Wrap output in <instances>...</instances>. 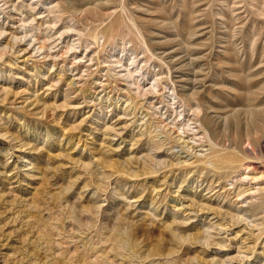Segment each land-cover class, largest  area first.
<instances>
[{"label": "rangeland", "instance_id": "obj_1", "mask_svg": "<svg viewBox=\"0 0 264 264\" xmlns=\"http://www.w3.org/2000/svg\"><path fill=\"white\" fill-rule=\"evenodd\" d=\"M0 264H264V0H0Z\"/></svg>", "mask_w": 264, "mask_h": 264}, {"label": "bare ground", "instance_id": "obj_2", "mask_svg": "<svg viewBox=\"0 0 264 264\" xmlns=\"http://www.w3.org/2000/svg\"><path fill=\"white\" fill-rule=\"evenodd\" d=\"M36 8V7H35ZM32 9H34V8H32ZM46 9H49V7H46ZM134 61H132L131 60V62L128 64V65H132V63H133ZM135 63V62H134ZM121 67H122V65H120ZM138 70V69H137ZM137 70H136V68H133V67H131V68H128L127 66L126 67H123V69H121V70H119L120 72H116V74L117 75H120V76H123V77H125V78H133L134 79V75L137 77L139 74H140V72H137ZM121 72H123V73H121ZM137 79V78H136ZM132 83H134V82H132ZM156 83H157V78H154V79H152V81H150V86H149V88H151V89H154V87L156 86ZM139 87V86H138ZM137 87V88H138ZM139 89V88H138ZM171 95V97H172V100L174 101L178 96H176V94L174 93V91H172V93L170 94ZM178 100V99H177ZM176 102V101H175ZM184 106V105H183ZM191 107L192 106H190L189 108L191 109ZM200 108L198 107V110H199ZM191 111H193V113H196V112H198V111H196L195 109H191ZM251 111V110H250ZM186 112V111H185ZM190 112V111H189ZM179 113V116L178 117H180V115H182V117H183V120H184V118H185V114L184 113H182V111H180V112H178ZM189 114V113H188ZM198 114V113H197ZM190 115V114H189ZM191 117V116H190ZM187 119V118H186ZM182 119H181V121H183ZM189 120V119H188ZM179 121V120H178ZM191 121V120H190ZM189 121V122H190ZM193 121V120H192ZM189 122H187V123H189ZM197 122V121H196ZM183 123V122H182ZM186 122H185V124H187ZM192 123V122H191ZM181 124V123H180ZM185 127H186V125H184ZM184 126H183V128L181 127L180 128V130H178L180 133H182V134H184L185 133V129H184ZM190 125L189 124H187V127L188 128H186V131H187V129H189V131H191V130H193V127L192 128H190L189 127ZM178 127V126H177ZM179 129V128H178ZM194 131V130H193ZM206 131V130H205ZM188 132V131H187ZM194 134V133H193ZM195 134H196V131H195ZM196 136V135H195ZM198 136V135H197ZM209 136V135H208ZM192 138V137H191ZM197 138H200V137H197ZM202 138V137H201ZM210 139V138H209ZM197 140V139H196ZM200 140V139H199ZM248 141V140H247ZM211 143V142H210ZM215 143V142H214ZM214 143H211V144H214ZM215 144H218V143H215ZM252 144V143H251ZM211 146V145H210ZM217 146V145H216ZM215 146V147H216ZM219 146V145H218ZM212 147V146H211ZM214 147V146H213ZM211 149V148H210ZM225 151V150H224ZM241 151V150H240ZM252 152V151H251ZM240 153V152H239ZM204 155V154H203ZM242 155H243V153H242ZM244 156V155H243ZM246 157V156H245ZM248 157V156H247ZM212 158H216V159H220V158H223V154L220 152V151H218V150H213V151H211V154L210 155H208L207 156V160L209 161L210 159H212ZM205 161V160H204ZM203 161V162H204ZM231 161H232V159H231ZM207 162V161H206ZM236 163V162H235ZM206 164V163H205ZM207 164H209V163H207ZM211 164H212V162H211ZM215 164V163H214ZM224 164V163H223ZM233 164V163H232ZM244 164V163H243ZM242 164V165H243ZM247 164V163H246ZM216 165V164H215ZM249 165V164H248ZM247 165V166H248ZM251 165V164H250ZM212 167V166H211ZM213 167H214V165H213ZM212 167V168H213ZM216 168H218V167H216ZM229 167H227L226 169H228ZM233 168V167H232ZM243 168H245V167H243ZM219 169V168H218ZM221 169V168H220ZM224 169V168H223ZM246 171H244V173H242V175L240 176V178H239V183H238V186L237 187H239L240 188V186H239V184L240 185H243V184H245V183H247V181L248 180H250L251 179V177H250V174H249V171H250V167L249 168H247L246 167ZM222 170V169H221ZM245 170V169H244ZM241 171V170H240ZM243 171V170H242ZM241 174V173H240ZM253 176V175H252ZM255 176V175H254ZM253 176V177H254ZM252 177V178H253ZM237 179V178H236ZM254 179V178H253ZM253 179H251V180H253ZM249 183V182H248ZM251 184V183H250ZM231 185H233L234 186V183L232 182L231 183ZM233 188V187H232ZM246 190H248V188L247 189H245L244 190V192L246 191ZM253 190V189H252ZM251 191V190H250ZM241 192V191H240ZM240 192H237L236 194L237 195H239V197L237 198V199H239L240 197H242V198H240V200H241V204H242V206H244L245 204L244 203H249V201H251L252 199V195H251V192H249V193H246V195H245V193H240ZM254 192H255V190H254ZM256 192H257V189H256ZM235 194V195H236ZM254 198V197H253ZM236 199V200H237ZM251 199V200H250ZM246 207V206H245ZM248 207V206H247ZM240 209L242 208V207H239ZM243 209V208H242ZM241 217V216H240Z\"/></svg>", "mask_w": 264, "mask_h": 264}]
</instances>
